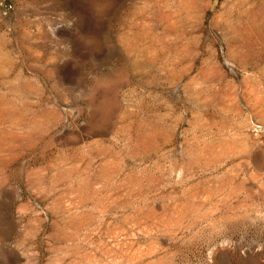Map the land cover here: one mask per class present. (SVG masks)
Returning <instances> with one entry per match:
<instances>
[{
  "label": "rangeland",
  "instance_id": "rangeland-1",
  "mask_svg": "<svg viewBox=\"0 0 264 264\" xmlns=\"http://www.w3.org/2000/svg\"><path fill=\"white\" fill-rule=\"evenodd\" d=\"M0 264H264V0H0Z\"/></svg>",
  "mask_w": 264,
  "mask_h": 264
}]
</instances>
